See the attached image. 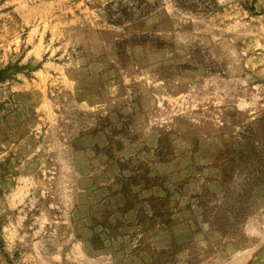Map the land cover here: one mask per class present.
<instances>
[{"label":"rangeland","instance_id":"obj_1","mask_svg":"<svg viewBox=\"0 0 264 264\" xmlns=\"http://www.w3.org/2000/svg\"><path fill=\"white\" fill-rule=\"evenodd\" d=\"M114 1L0 0V264H264V0Z\"/></svg>","mask_w":264,"mask_h":264},{"label":"trees","instance_id":"obj_2","mask_svg":"<svg viewBox=\"0 0 264 264\" xmlns=\"http://www.w3.org/2000/svg\"><path fill=\"white\" fill-rule=\"evenodd\" d=\"M176 8L184 12H190L199 15L211 14L217 10L215 0H170ZM115 7L107 9V16H110L111 23H137L144 16L149 14L155 5H150L145 0H118L114 1ZM112 5H107L110 8ZM115 16V17H113ZM113 17V18H112ZM249 159L253 165H249ZM230 161V159H228ZM236 165L227 166L222 170L221 183L223 184L222 202L232 214L233 220L246 217L250 213L248 198L253 189L264 185V153L259 152L255 155H235ZM239 166V167H238ZM233 169L241 176L240 182H234L232 178ZM228 180V181H226ZM232 183V184H231ZM231 184V185H230ZM233 184L235 186L233 187ZM202 204H199L201 206ZM202 210V208L200 207ZM208 210L201 212L202 218H205Z\"/></svg>","mask_w":264,"mask_h":264}]
</instances>
